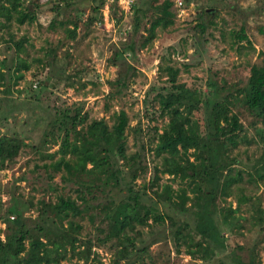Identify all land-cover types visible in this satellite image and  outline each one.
<instances>
[{"label":"trees","instance_id":"1","mask_svg":"<svg viewBox=\"0 0 264 264\" xmlns=\"http://www.w3.org/2000/svg\"><path fill=\"white\" fill-rule=\"evenodd\" d=\"M48 1L52 2V9L57 14L63 6L69 7L73 3V0ZM91 1L93 11L99 13L107 2ZM39 2L29 0V4H25V0H0V28H7L12 22L22 25L37 21L35 7ZM172 4L173 0H136L133 3L127 16L132 39L126 45L132 59L136 58L139 49L153 41L157 28L172 23ZM110 7L113 21L118 23L125 18V12L116 18L117 0H112ZM87 20L92 24L98 18L89 15ZM56 24L63 27L69 39H75L76 20L56 21L54 17L48 28L54 30ZM197 26L202 28L203 24ZM260 31L264 33L263 28ZM7 33L8 37L1 36V39L13 50L14 64L7 66L6 57L1 61L0 87L2 93L11 95L15 90H22L14 86L24 78V71L31 68L32 62L43 63L42 67L51 71L56 60L48 58L55 50L49 48L43 57L28 61L20 55L26 52L28 37L15 39L12 33ZM231 37L233 44L244 40L254 48L244 27L231 31ZM260 55V63L250 65L246 84L235 89L236 94H221L214 82H210L207 90L189 87L179 81L178 67L163 65V61L159 63L160 75L166 79L162 85H151L147 92L155 91L153 107L157 105V115L167 120L160 128L154 127L155 135L147 144L153 156L152 175L147 184L150 193L134 185L141 155L127 152L125 131L129 119L123 109L112 114L109 125L104 118L89 120L80 104L56 108L37 144L25 142L26 135L22 130L9 131L6 127L0 134V169L14 162L24 147L32 148L40 159L49 160L35 164L34 170L42 168L50 180L60 173L61 181L71 183L70 189L75 196L55 193L54 200H38L35 206L38 215L34 218L25 215L24 207L18 203H12L4 213L0 212V221L5 225L0 230L3 234V239L0 237V264H61L63 260H67V264H79V260L82 264H105L92 247L103 246L107 241L114 242L109 245L113 250L109 264H147L148 247L162 238L172 239L177 250L184 246L185 252L193 258L210 261L225 247L215 214L220 212L222 222L229 227L238 225L234 213L243 203L251 201L241 184L245 170L238 167V157L233 154L240 144L261 141L262 153L254 163V173L246 171V174L253 180L256 175L264 184V128L255 131L258 139H254V135H249V125L246 126L233 109L236 101L241 100L254 121L264 125V51H260ZM124 57V51L116 50L109 63L119 66L118 60ZM132 66L125 60L120 63L117 76L108 80L107 99L118 97L127 90ZM33 76L37 78L36 73ZM47 78L35 87L32 86L33 79L26 82L24 90L28 103L40 99L39 91L47 87ZM1 101L0 97V104ZM7 116H2L5 121ZM150 118L157 117L151 114ZM254 121L250 126L255 127ZM55 144L58 148L49 152L48 148ZM163 175L172 182L179 179L184 184L173 187L171 182L161 181ZM48 188L58 190L56 185L50 184ZM101 195L106 196L105 201L96 202ZM231 195L236 198L235 207L231 204L218 206V199L225 201ZM29 204L35 205L31 201ZM252 204L253 224L263 223V208L259 203ZM176 213L184 214L183 219ZM84 217L91 222L98 220L97 233L86 239L79 236L82 225L77 220ZM153 225L162 226L159 233L150 232L151 237L137 246L136 240L144 233L143 228ZM193 232L199 236L197 240ZM254 262L255 257L250 255L248 263ZM218 264L224 262L219 259Z\"/></svg>","mask_w":264,"mask_h":264},{"label":"rangeland","instance_id":"2","mask_svg":"<svg viewBox=\"0 0 264 264\" xmlns=\"http://www.w3.org/2000/svg\"><path fill=\"white\" fill-rule=\"evenodd\" d=\"M181 1L182 5L179 6L177 0H173L172 23L165 28H157L156 37L138 50L135 59H132L126 50V45L132 39V30L127 20L130 12L125 10L123 0H118V7L114 8L116 18L120 17L121 12L126 15L118 23L110 18L112 1L104 4L99 13L93 11L91 0H73L71 6H63L57 14L52 9V2L40 0L35 7L37 21L22 25L12 22L7 28H0V63L6 57L7 66L14 64L13 50L7 48V43L1 39V36L8 37L7 32L12 33L15 39L28 37L26 52L20 54L28 61L43 57L49 48L55 50L48 58L56 60L51 71L45 66L42 67L43 63L32 62L31 68L24 71V78L14 86L15 89H22L20 92L15 90L11 95H7L1 92L0 87V134L6 127L9 131L22 130L26 135L25 142L37 144L46 131L47 120L53 117L56 108L80 104L83 111L88 113L89 120L104 118L109 125L112 123V114L123 109L129 119L125 131L127 152H138L141 155L134 185L150 193L147 184L152 175L153 156L147 144L155 135L154 127L160 128L167 120L166 117L157 115L156 104L153 107L152 98L155 91L147 92L151 85H162L166 79V76L160 75L159 63L163 61V65L178 67L179 81L189 87L207 90L210 82H214L221 94H236L235 89L246 84L250 65L260 63V51H264V33L260 31L261 28L264 29V0H190L187 3ZM28 2L29 0H25V4H29ZM152 12L150 10L151 14ZM89 15L96 16L98 20L89 24ZM54 17L56 21L76 20L78 27L75 39H69L60 25L56 24L54 30L48 28L50 20ZM200 23L203 24L202 28L196 27ZM68 26L71 27V24ZM241 27L245 28L254 48L249 47L244 40L233 44L231 31ZM116 50L124 51L125 56L124 59L118 60L119 66L109 63V58ZM124 60L133 65L128 73L129 87L120 96L109 100L106 97L110 91L108 80L117 76L120 63ZM34 73L37 78H34ZM46 76L49 77L47 87L40 89V99L32 101L33 104L28 103L24 90V86L28 84L26 82L33 79L32 86L35 87ZM32 105L33 109H30ZM233 109L239 113L240 120L246 126L249 125V135H254L257 140L255 131L259 127L264 128V125L254 121V117L245 110L241 100L236 101ZM5 114H8L6 121L2 117ZM151 114L157 118L151 119ZM253 121L256 129L250 126ZM261 147V141L251 142L240 144L233 151L238 157V167L245 170L241 184L244 194L251 198V201L243 203L239 211L234 213L238 218V225L229 227L222 222L220 212L215 214L225 247L210 261H203L188 255L182 245L177 250L172 239L162 238L148 247V255H145L147 264H218L219 259L224 264H249L250 255L255 257L253 264H264V222L253 224L252 217V203H259L264 210V184L256 175L253 180L246 174V171L254 173L253 166L261 156ZM57 148V144L51 145L48 151L52 152ZM43 161L49 160L40 159L34 149L24 147L14 162L0 169L1 213L12 203H18L24 207L25 215L34 218L38 215L35 207L38 200H54L55 193L75 196V192L70 189L71 183L61 181L60 173H56L50 180L42 168L34 170V165ZM161 181L171 182L173 187L184 184L179 179L170 181L167 175H163ZM50 184L56 185L58 190L49 189ZM105 199L106 196L101 195L96 202H103ZM235 199V196L231 195L225 201L218 199L217 204L219 207H227L229 204L235 207ZM29 201L35 205L30 206ZM176 215L182 219L184 217L182 213ZM77 220L82 225L80 238L93 237L98 220L91 222L87 217ZM4 226L0 221V230ZM161 228L162 226L157 225L144 227V233L137 238L136 245L144 244V241L151 237L150 232L157 234ZM193 234L197 240L199 236L194 232ZM0 237L3 239L1 232ZM112 243L114 242L107 241L103 246L92 247L105 264H109L112 257L113 250L109 247ZM67 263V260L61 262ZM79 264H82V260H79Z\"/></svg>","mask_w":264,"mask_h":264},{"label":"built area","instance_id":"3","mask_svg":"<svg viewBox=\"0 0 264 264\" xmlns=\"http://www.w3.org/2000/svg\"><path fill=\"white\" fill-rule=\"evenodd\" d=\"M45 1V0H43ZM48 1V0H47ZM112 0H107V2H110ZM118 1V0H117ZM136 0H123V3H124V6H125V10H128V12H130V9H131V6L133 5V3L135 2ZM106 2V3H107ZM178 2V5L181 6L182 5V1L181 0H177ZM124 10V11H125Z\"/></svg>","mask_w":264,"mask_h":264}]
</instances>
